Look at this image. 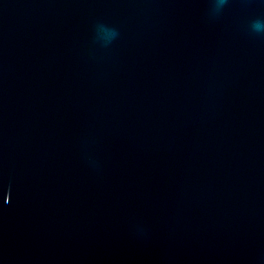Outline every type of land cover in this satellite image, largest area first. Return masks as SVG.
I'll use <instances>...</instances> for the list:
<instances>
[{
  "label": "water",
  "instance_id": "water-1",
  "mask_svg": "<svg viewBox=\"0 0 264 264\" xmlns=\"http://www.w3.org/2000/svg\"><path fill=\"white\" fill-rule=\"evenodd\" d=\"M0 264H264V0H0Z\"/></svg>",
  "mask_w": 264,
  "mask_h": 264
},
{
  "label": "clouds",
  "instance_id": "clouds-1",
  "mask_svg": "<svg viewBox=\"0 0 264 264\" xmlns=\"http://www.w3.org/2000/svg\"><path fill=\"white\" fill-rule=\"evenodd\" d=\"M255 27L257 30H259V29H261L262 26H261V24L257 23V24H255Z\"/></svg>",
  "mask_w": 264,
  "mask_h": 264
}]
</instances>
